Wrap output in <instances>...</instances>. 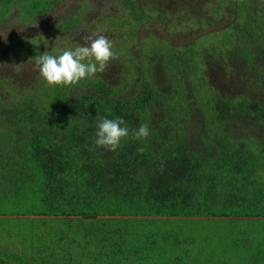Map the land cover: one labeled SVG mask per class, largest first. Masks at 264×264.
Segmentation results:
<instances>
[{
    "label": "trees",
    "instance_id": "trees-1",
    "mask_svg": "<svg viewBox=\"0 0 264 264\" xmlns=\"http://www.w3.org/2000/svg\"><path fill=\"white\" fill-rule=\"evenodd\" d=\"M172 1L163 8L162 0H0V18L16 7L26 21L51 18L55 31L71 37L79 27L105 35L106 25L119 19L136 41L142 19H155L168 28L159 47L175 54L168 57L169 68L181 88L164 91L151 81L145 65H161L160 53L144 51L147 43L141 42L113 47L116 56L109 62L125 57L133 66L118 81L97 73L84 79L90 87L83 92L48 86L40 77L24 82L2 65L0 264H264V234L253 238L232 230L221 240L217 229L208 228L215 221L246 225L264 218V101L238 92L233 100L213 96L201 103L202 91L191 89L188 75L176 74L187 63L195 83L206 82L207 72L201 74L192 59L198 39L183 56L170 13L204 14L209 27L215 18L203 13L202 0L196 6L195 0ZM218 2L235 5L236 22L212 34L242 30L237 48L255 39L253 48L238 50L244 58L228 49L222 70L245 61L254 70L259 62V73L251 76L264 83V48L258 50L264 45V0ZM11 35L22 59L47 51L30 40L20 45V35ZM137 78L141 89L133 91ZM97 117H121L130 129L115 152L96 146ZM145 123L147 139H132L131 130ZM213 216L233 218H203Z\"/></svg>",
    "mask_w": 264,
    "mask_h": 264
},
{
    "label": "rangeland",
    "instance_id": "rangeland-1",
    "mask_svg": "<svg viewBox=\"0 0 264 264\" xmlns=\"http://www.w3.org/2000/svg\"><path fill=\"white\" fill-rule=\"evenodd\" d=\"M231 1L233 0H228V2ZM171 2L173 1L162 0L160 6L164 8L168 5V3ZM193 4L194 6H196L199 4V1H193ZM202 6L203 13H210L215 18L214 25H211L209 27L208 25L203 24L205 22L204 14H201L195 18H191L187 16V11H184L182 9H174L170 14L174 19V21L171 22V24L174 26L173 33H176L178 35L179 39H177L176 42L178 45H181L180 52L183 54V56L187 55L186 48L188 49L189 45H192V42L198 39L194 47L191 48L194 50L192 59L194 62H197V66H199V69L197 70H199L200 72H207V78L205 79L206 82H203L202 84H198L199 82L195 83L194 80L196 79V77L192 78V74L194 73L192 72V70V74L188 71L189 64L187 63L181 64L182 67L177 69L176 74L180 75L182 73L188 75L189 80L191 81L189 83L195 85L191 89H200L202 91L200 94V97L202 98V104H207L208 101H211L213 99V96L218 97L222 100L224 98H232L233 100L234 98H236V96H239L240 93L238 92H244L248 96H260V101H264V83L262 81L257 82L255 78L251 76L253 72L256 75L259 73L261 69V65L259 64V62L254 70H252V65L249 61H245L242 67L240 62H235L236 68H231L230 71L222 70L225 68L221 64H223L225 60L223 62L221 56H225L228 49L231 50L233 56L237 58H244L241 56L238 50H240L241 52H245L255 46V39L251 43L248 41H244L242 45L238 46V48L237 46H234L237 44L239 39H241L245 35V33L239 29L228 30L224 35H220L219 32L212 34L213 31H221L226 25H229L230 22H236L235 14L237 12L235 9V5L233 4L229 8H227L226 4L222 6L218 2V0H202ZM60 9L56 8V11ZM146 11L148 13H151V11L148 9H146ZM53 15L56 14H52L49 17ZM45 20L42 17L38 16L32 22L26 21L25 18H22L21 11L16 7L11 8L8 14L0 18V67L6 63V65L9 66L12 75H18L22 77L21 81L27 82V80L29 79L31 80L30 82H33V80L39 76H37V72L33 71L35 59H22L20 55H17L19 53L18 49L20 50V48L17 44L16 46H14L11 43L12 33L15 35H20V45H22L21 42L30 40L33 44H35V46L41 47L43 50L46 49V52H49L52 55H59L62 50L74 49L78 44L84 45V38L93 34L92 30L86 29L84 27L77 28L76 33L73 37L67 34H60L58 30H54V26L52 23L53 19L50 18ZM34 24L36 26H34ZM138 29L141 30V33H145L144 37L147 40L144 51H154V54H157L158 52L160 53L158 56L161 57V65H158L157 63H150L145 69L147 73L151 74V81L159 84L158 81L161 80L163 82L162 90L164 91L180 92L181 88L178 84V81L171 78L173 71L171 70V68H169L168 62V59L174 58L175 54L173 52L166 53L164 49H161L159 47L161 41L165 40L168 28L165 27L161 22L158 21L157 24V21L155 19L150 18V20H143L142 22H140L138 25ZM27 32L31 33L29 35L25 34L26 36H22V34ZM103 32L113 42V47L140 44V41L138 40L130 41L131 32L128 29L127 24L123 23L119 19L112 25H106ZM56 38H62V40L57 41L59 45L60 43H63L67 46H60L61 48L58 47L59 49H56V47L53 48L52 45L54 44ZM231 45L233 46L231 47ZM200 48L203 49L198 55L196 53V50ZM263 48L264 45L259 46L258 50L263 53ZM235 50H237V52H235ZM43 53L44 52H41L40 54ZM263 58H261L260 62ZM118 59L119 62H109L105 70V72L113 77L115 81H118V78L122 75L120 74V72H123V74H125V72L127 71L124 57ZM226 59L228 60L229 58L227 57ZM228 62L229 61H227V63ZM237 71H243V73H245L247 77H243V73H237ZM226 74L229 75L224 77V75ZM140 89L141 83L139 81L133 82V91ZM209 90L210 92L208 97ZM126 92L130 93L132 91L126 90ZM3 95L5 96V94ZM195 96L198 95L193 93L192 97H194L196 101ZM252 127L255 128L254 124L252 125ZM21 216L22 215L19 214L9 215V217ZM23 216H27V214ZM22 221L25 222V226L28 225L27 220ZM217 222L220 221L210 223L208 228L217 229L216 234L221 236L222 238L223 234L229 235L232 230L233 233H244L253 238L257 235L264 234V218L249 219L246 222V225L245 223H239L235 220H231L230 222ZM232 225H234V227H231ZM38 226H41V222H39L35 227ZM209 231L213 232L214 230ZM231 264H242V262L235 260V262H232Z\"/></svg>",
    "mask_w": 264,
    "mask_h": 264
},
{
    "label": "clouds",
    "instance_id": "clouds-1",
    "mask_svg": "<svg viewBox=\"0 0 264 264\" xmlns=\"http://www.w3.org/2000/svg\"><path fill=\"white\" fill-rule=\"evenodd\" d=\"M121 21L124 22V20ZM34 26L36 25L34 24ZM144 34L145 33H141L139 39H137L142 45L147 43ZM84 39V45H78L70 50H62L59 55H52L49 52H44L36 56L33 71L37 72L39 77L48 86H69L68 88L70 89L71 86H73V89L77 92L87 90L90 86L84 79H90L97 73H103L109 61L115 58L116 53L113 51V42L105 35L93 33L92 35L86 36ZM54 46L60 47L57 38L54 42ZM125 59L124 57L127 67L126 72H128L133 66ZM147 74L151 78V74ZM138 81L140 82L139 78L135 79L134 82ZM158 82L162 88L163 82L161 80ZM71 93L73 95L76 94L74 92ZM97 119L98 123L95 133L96 146L115 152L120 147L121 140L129 136L130 129L125 120L121 117L115 119L97 117ZM149 135L150 131L147 123L142 124L138 130H131V136L134 140H146ZM137 152L143 153L144 148H138ZM223 236L227 237L225 234H223ZM218 239L222 240V237L218 235Z\"/></svg>",
    "mask_w": 264,
    "mask_h": 264
},
{
    "label": "water",
    "instance_id": "water-1",
    "mask_svg": "<svg viewBox=\"0 0 264 264\" xmlns=\"http://www.w3.org/2000/svg\"><path fill=\"white\" fill-rule=\"evenodd\" d=\"M23 217H45V216H36V215H27V216H23ZM47 217V216H46ZM108 217V216H107ZM203 218H210V219H226L228 217H224V216H214V217H203ZM232 218V217H229Z\"/></svg>",
    "mask_w": 264,
    "mask_h": 264
},
{
    "label": "flooded vegetation",
    "instance_id": "flooded-vegetation-1",
    "mask_svg": "<svg viewBox=\"0 0 264 264\" xmlns=\"http://www.w3.org/2000/svg\"><path fill=\"white\" fill-rule=\"evenodd\" d=\"M177 56H178V55H177ZM178 57H179V56H178ZM185 57H187V55H186ZM148 65H149V64H146V65H145V69L148 67ZM145 69H144V71H145ZM203 72H205V71H202L201 74H202ZM144 73H145V72H144ZM205 74H206V72H205ZM206 75H207V74H206Z\"/></svg>",
    "mask_w": 264,
    "mask_h": 264
}]
</instances>
